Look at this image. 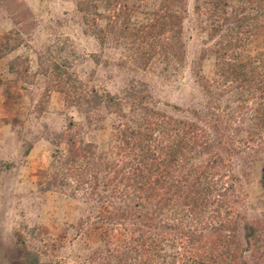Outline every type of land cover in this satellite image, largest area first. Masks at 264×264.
<instances>
[{
    "label": "rangeland",
    "instance_id": "rangeland-1",
    "mask_svg": "<svg viewBox=\"0 0 264 264\" xmlns=\"http://www.w3.org/2000/svg\"><path fill=\"white\" fill-rule=\"evenodd\" d=\"M205 1L0 0V264H132L116 244L134 224L114 197L133 170L118 154L120 126L135 128L146 112L206 133L210 150L189 167L216 162L212 180L226 190L225 224L213 230L229 244L206 248L216 234L202 229L197 242L176 241L180 257L190 252L179 264H208L205 253L209 264H264V132L250 137L257 104L222 77L235 57L260 58L263 72L264 39L231 42ZM161 20L165 30L149 29ZM71 140L95 144L109 165L89 170L81 188L66 165Z\"/></svg>",
    "mask_w": 264,
    "mask_h": 264
},
{
    "label": "trees",
    "instance_id": "trees-1",
    "mask_svg": "<svg viewBox=\"0 0 264 264\" xmlns=\"http://www.w3.org/2000/svg\"><path fill=\"white\" fill-rule=\"evenodd\" d=\"M231 7L232 14H229ZM204 9L216 29L230 26L227 36L231 42L233 39L242 47L250 37L264 39V24L253 22L258 19L264 20V0H206ZM239 15H242L241 18ZM166 22L167 20L157 21L155 25L148 27L151 31L160 28L165 30L166 26L162 25ZM243 34L249 38H242ZM236 45L239 47V44ZM234 59H236L234 63L227 62V65L223 66L225 69L222 68L224 70L222 77L225 83L230 82L247 94L243 98L244 104H257L255 109L257 126L250 132L253 139L264 132V71L257 72L255 68L256 61L260 62V58L248 57L244 58L243 62L237 57ZM107 98L108 102L113 101L111 96L108 95ZM244 108L239 109L243 111ZM135 121V128L129 125L125 128L120 126V142L123 147L119 146L121 151L119 150L118 154L124 155L125 161L129 159V165L133 166V170L130 175L122 176L120 183L124 187L119 190L121 196L116 194L117 197H114L123 202L127 200L126 209H122L118 216L134 220L133 230L125 232L124 229L126 236H123V233L118 236L116 244L122 253L132 259V264H179V261L185 256L188 257L190 252L186 251L184 256L180 257L176 241H186L192 234L193 241L197 242V239H200L199 231L202 229L211 230L214 235L216 234L214 240L207 242L206 248L217 249L229 244L225 243L227 238L220 235L221 230L217 228L216 232L213 230L215 222L223 227L225 224L221 218V209L225 206L221 197H226L224 194L226 190H220V185L223 186L222 179L219 182L212 180L213 170L219 173L220 168L217 165L213 166L216 162L189 167L193 157L210 150L209 142H204L207 138L206 133L201 135L202 131L198 133V128L189 122L151 118L149 112L138 114ZM65 136L72 138L69 132ZM71 141L73 144L68 157L70 162L66 165L71 166L72 176L77 178L81 188L84 184L88 185L85 181L89 170L101 171L104 166L109 168V165L103 166L105 157L98 155L95 144L82 141L77 144L76 141ZM76 158L81 159V163L85 161V165L93 163V166L81 168L78 164L76 167ZM95 162H98L99 166ZM220 167L225 168L221 165ZM262 170L264 176V168ZM116 174L119 176L122 172L117 171ZM58 182L56 179L53 186L52 182L48 185L55 187ZM161 222L174 228L176 232L162 234L158 231ZM200 258L208 264L212 261L207 253ZM227 259L230 260L229 263L222 259L217 263H236L231 258Z\"/></svg>",
    "mask_w": 264,
    "mask_h": 264
}]
</instances>
